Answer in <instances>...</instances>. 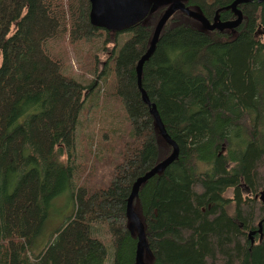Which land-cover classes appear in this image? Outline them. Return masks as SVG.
I'll use <instances>...</instances> for the list:
<instances>
[{"label":"trees","instance_id":"1","mask_svg":"<svg viewBox=\"0 0 264 264\" xmlns=\"http://www.w3.org/2000/svg\"><path fill=\"white\" fill-rule=\"evenodd\" d=\"M181 1L234 18L232 0ZM165 7L113 31L89 22L88 0H0V264H103L105 232L109 264H135L126 198L171 152L135 65ZM236 7L241 22L222 30L173 12L142 64L141 89L178 148L132 199L145 264H264V0ZM88 42L76 78L62 45ZM64 192L70 213L42 228Z\"/></svg>","mask_w":264,"mask_h":264},{"label":"water","instance_id":"2","mask_svg":"<svg viewBox=\"0 0 264 264\" xmlns=\"http://www.w3.org/2000/svg\"><path fill=\"white\" fill-rule=\"evenodd\" d=\"M246 1L247 0H232V2L229 4V7L234 14V18L229 20H218L216 17H214L212 21H209L201 13L185 6L181 0H88L89 22L94 26L113 31L124 30L143 20L148 13L155 11L158 6L166 5L165 9L154 25L146 50L139 57L135 65L136 83L141 92V98L149 106V113L154 119L155 126L160 136L171 147V152L164 159L154 164L145 173L134 180L130 192L126 198L125 214L129 219L128 226L130 230L136 231V245L134 252L135 264H145L143 262L142 255L146 244L142 223L132 208V199L136 195L140 184L154 175L156 172H159L163 167L167 166V164L176 157L178 151L176 143L165 132L154 104L148 101L144 91L141 89L140 79L142 64L153 51L164 22L173 12L180 11L190 18L196 19L202 28L206 30L232 29L235 28L242 20V13L240 9L236 7V5ZM255 196L264 207V191L260 190ZM257 226L256 232H259L260 221L257 223ZM254 233V230L248 231L247 237L252 240L251 235Z\"/></svg>","mask_w":264,"mask_h":264},{"label":"rangeland","instance_id":"3","mask_svg":"<svg viewBox=\"0 0 264 264\" xmlns=\"http://www.w3.org/2000/svg\"><path fill=\"white\" fill-rule=\"evenodd\" d=\"M99 40L100 39L96 40V42H98V45L100 42ZM122 40H123V38L120 41H122ZM54 42H57V40H55L53 42L50 41L47 47H50V49H51V46H52L55 51L60 52V49H61L60 44L58 42L53 44ZM90 45H91V42L81 44L80 49H78V50H75V48H73V46L70 44L62 45V49H63L64 55L66 57V60H67V69L76 78L79 77L80 76L79 74L82 73V71L80 70V66H79V65H81L80 64V57H81V55H85L84 51L87 50ZM108 46H110V44H108ZM107 55L108 54H107L106 50L105 51L99 50V51L95 52V56L97 58V63L95 65L96 71H99L102 68L103 63L107 58ZM91 77H92L91 74H86L85 80L91 79ZM102 114L103 115L105 114L104 110H102ZM82 122L84 123V117L83 116H82ZM92 126H93V132L99 133L101 128H104L103 127L104 122L101 121L100 123L99 122L90 123L89 127L92 128ZM81 129H82L83 134L88 133L84 129L83 125L81 126ZM89 130L90 129H88V131ZM230 195H231V192L229 190L224 193L225 197H229ZM68 203H69V196L65 192H64V195L61 194V195L54 197L52 200V204L49 207V211H50V213L48 215L49 217L46 219L45 224L41 225V227L46 229V230H51V229L55 228L56 225H59L62 222L63 218L70 213L71 208H70V205ZM42 228L40 229V234H43ZM47 235L48 234H46V237H47ZM99 238L104 243V245L106 246V249H107V258L103 262V264H109V261L111 258V251H112L110 241H109V236L105 232L104 237L99 236ZM36 241L40 242L39 239H36Z\"/></svg>","mask_w":264,"mask_h":264}]
</instances>
